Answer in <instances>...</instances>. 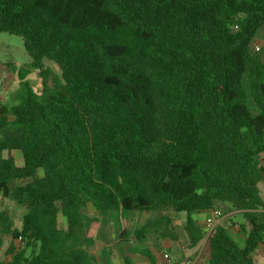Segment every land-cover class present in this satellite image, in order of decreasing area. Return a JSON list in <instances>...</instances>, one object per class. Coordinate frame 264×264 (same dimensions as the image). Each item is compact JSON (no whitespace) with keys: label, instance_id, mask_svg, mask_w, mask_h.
I'll use <instances>...</instances> for the list:
<instances>
[{"label":"trees","instance_id":"16d2710c","mask_svg":"<svg viewBox=\"0 0 264 264\" xmlns=\"http://www.w3.org/2000/svg\"><path fill=\"white\" fill-rule=\"evenodd\" d=\"M263 26L264 0H0V34L23 40L42 80L19 68L15 103L0 102V192L25 210L19 228L0 207V264H109L91 252L90 204L154 213L141 242L179 243L167 227L185 213L188 248L208 239L200 263L261 264ZM218 201L247 221L244 245L193 217Z\"/></svg>","mask_w":264,"mask_h":264},{"label":"rangeland","instance_id":"374dc122","mask_svg":"<svg viewBox=\"0 0 264 264\" xmlns=\"http://www.w3.org/2000/svg\"><path fill=\"white\" fill-rule=\"evenodd\" d=\"M256 46H259L263 51L262 60L264 61V26L257 32L253 39L252 47L255 48ZM31 62L32 59L26 52L23 40L19 36L8 33L0 34V102L8 105L15 103V96L19 89V68L21 67L28 71L27 80L32 87L36 90L41 89L42 80L32 68ZM45 66L51 71L52 77L60 78L61 70L58 65L45 60ZM15 156L20 158V155L17 153ZM19 183L22 184L25 181H19ZM258 188L259 195L264 201V178ZM0 196L2 198L0 207L4 206L8 208L16 227L20 228L25 210L16 203L4 198L1 192ZM84 213L96 219L89 234L94 239L91 252L99 262H103L104 258H107L109 264H123V256L126 255L131 264H150L149 259L144 255H140L139 251L131 254L130 250L132 248H146L150 250L156 264H171L174 260L175 262L181 263L185 258L183 251L185 249L188 250L187 246L180 253L177 245L167 246L175 242L170 238H164L160 233L148 234L146 240L143 242L135 237L134 231L147 222L154 220V213H133L126 217H122L120 213H112L109 216H102L91 204L84 209ZM171 218L172 223L167 227V230L175 232L178 235L180 246L188 244V238L183 228L186 214H172ZM59 221L60 226H64V221L61 216L59 217ZM217 224L227 227L230 234L238 235L240 240L246 234L245 230L248 226L247 221L242 218L241 213L229 206H225L223 218L215 220L211 228H207V232H210ZM163 228H166V226H163ZM122 234L127 235L122 237ZM8 241L9 239L5 238V244ZM177 252L179 253L177 254ZM2 253V250H0V255ZM164 254H168V259L170 260L164 259ZM188 258V261L192 263L196 256L190 255ZM254 259L259 261L256 258ZM259 263H264V260L262 262L259 261Z\"/></svg>","mask_w":264,"mask_h":264},{"label":"crops","instance_id":"0c3cea01","mask_svg":"<svg viewBox=\"0 0 264 264\" xmlns=\"http://www.w3.org/2000/svg\"><path fill=\"white\" fill-rule=\"evenodd\" d=\"M260 184V183H259ZM259 186V185H258ZM209 213L210 212H206V213H201V214H196L194 215L193 217L197 220L198 222V225L203 229V230H207V226H206V219L207 217L209 216ZM181 214V213H180ZM179 214V215H180ZM186 220H184V223H185ZM218 225V224H217ZM184 226V224H183ZM247 228H249L247 226ZM232 237L237 241L239 242V244L241 245H244V242L246 240V234L244 236H242L241 240L239 239L238 235H232ZM203 243V244H202ZM172 245H177V248L179 249V252L181 253L182 249H184L186 246L188 248V244L184 245V246H180L179 243H172L170 245H167V246H172ZM177 252V254L179 253ZM184 255H185V258L183 259V261L181 263L179 262H175V260L171 263V264H186V262L188 261V257L190 255H194L196 256L194 262H192L191 264H202L200 263L201 261V258L203 256H207L208 255V239L207 237L201 241L196 247L190 249L188 248V250H184ZM124 255V254H123ZM255 256V257H253ZM124 257V256H123ZM252 257L253 259L256 258L257 260L261 261L264 260V244L260 245L256 250L255 252L252 254ZM165 259V258H164ZM166 260H170V259H166ZM255 260V259H254ZM123 261H124V258H123ZM256 261V260H255ZM259 261H256L259 263ZM123 264H125V262H123ZM261 264H264V263H261Z\"/></svg>","mask_w":264,"mask_h":264},{"label":"built area","instance_id":"2783aa9c","mask_svg":"<svg viewBox=\"0 0 264 264\" xmlns=\"http://www.w3.org/2000/svg\"><path fill=\"white\" fill-rule=\"evenodd\" d=\"M261 48L259 46H256L254 48V51H260ZM1 196H0V201H1ZM224 208L225 205L218 201L214 204L213 208L209 211V216L206 219V226L207 228H211V226L215 223V220L217 219H221L224 216ZM164 258L168 259L169 255L168 254H164ZM186 264H191L189 261L186 262Z\"/></svg>","mask_w":264,"mask_h":264}]
</instances>
